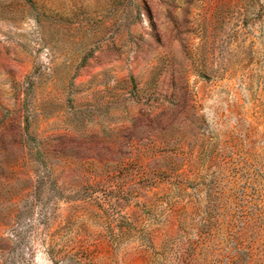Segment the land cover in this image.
Masks as SVG:
<instances>
[{
    "label": "rangeland",
    "instance_id": "obj_1",
    "mask_svg": "<svg viewBox=\"0 0 264 264\" xmlns=\"http://www.w3.org/2000/svg\"><path fill=\"white\" fill-rule=\"evenodd\" d=\"M0 264H264V0H0Z\"/></svg>",
    "mask_w": 264,
    "mask_h": 264
}]
</instances>
